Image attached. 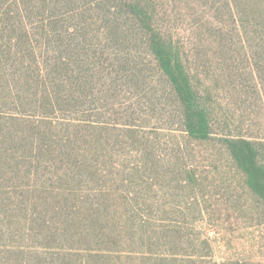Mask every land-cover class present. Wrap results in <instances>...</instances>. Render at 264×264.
Instances as JSON below:
<instances>
[{"label":"trees","instance_id":"16d2710c","mask_svg":"<svg viewBox=\"0 0 264 264\" xmlns=\"http://www.w3.org/2000/svg\"><path fill=\"white\" fill-rule=\"evenodd\" d=\"M224 4L231 11L243 55L255 59L259 68L264 64V0H223ZM155 18L151 0H0V239L12 241L9 247L21 256L20 264H58L49 263L52 255H59L60 264H114V256L107 253L110 250L96 249L121 237L114 220L105 215L102 220L83 221L72 216V208L66 205L55 206L48 213L53 215L45 217L40 193L57 181L75 180L82 165L87 170L81 173L97 174L98 152L107 149L108 134L115 131L110 126L118 125L104 118L113 107L110 91L115 88L117 92L121 80L134 98L139 95L155 101L156 93L144 90L138 82L143 78L142 64H155L166 78V95L182 130L192 138H209L211 114L216 111L201 92H212L216 75L200 91L194 84L200 73L187 68L181 47L155 26ZM139 46L147 50L148 59L142 58ZM263 85V80L255 83L259 94ZM30 112L37 113L32 117ZM58 116L75 131L54 126ZM35 119L47 122L36 124ZM120 126L136 133L129 123ZM81 140L87 144L80 146ZM222 140L247 187L264 207L259 143L240 136ZM55 155L59 158H43ZM146 168L143 162L124 180L132 189L135 206L125 201L123 227L133 243L156 246L154 234L160 226L140 217L138 211L141 190L145 182L151 185L149 176L142 179ZM56 212L65 219L59 227ZM165 228L176 238L174 242L168 236L173 249L193 247L184 226L163 223ZM38 230L42 231L40 239L32 234ZM76 244L91 247L80 255L73 250ZM140 254L142 264L206 263V256L181 260L178 257L185 255L152 249Z\"/></svg>","mask_w":264,"mask_h":264},{"label":"rangeland","instance_id":"374dc122","mask_svg":"<svg viewBox=\"0 0 264 264\" xmlns=\"http://www.w3.org/2000/svg\"><path fill=\"white\" fill-rule=\"evenodd\" d=\"M151 10L156 15L155 26L181 47L187 68L200 73L201 79L195 77V86L203 91L204 82L216 75L212 92H201L204 101L216 111L211 114L209 138H192L182 130L166 95L169 87L166 78L155 64L144 63L143 78L138 82L144 90L156 93L155 101L139 95L134 98L132 89L121 80L119 94L115 88L110 91L113 107L104 118L118 125L110 126L115 131L108 134L107 149L98 152L97 174L81 173L87 170L82 165L75 180L51 184L40 193L41 209L45 207V217H50L53 215L48 214L50 209L66 205L72 208V216L77 215L83 221H91V217L102 220L108 215L121 237L116 243H102L96 249L110 250L107 253L114 256V264H142L141 251L151 249L185 255L178 257L181 260L206 256L205 264H264V207L247 187L245 176L235 166L222 140L240 136L256 141L264 161V85L260 94L255 87L256 82H264V64L256 69L255 59L243 55L231 11L223 0H151ZM139 50L142 58H146L147 50L143 46ZM253 70L255 73L251 74ZM36 113L30 112L32 117ZM61 117L53 125L75 131L66 127ZM123 123L133 125L136 133L124 131L126 128L120 126ZM84 143L87 144L81 140L79 145ZM143 162L147 168L142 179L145 181L149 176L151 185L145 182L142 198L137 201L141 206L138 211L140 217L160 226L159 233L154 234L156 246L133 243L123 227L127 218L125 201L135 206L132 189L124 180ZM57 212L54 219L59 227L65 219ZM19 216H23L22 211ZM163 223L184 226L193 247L173 249L168 239L175 242L176 238L166 228L162 230ZM41 233L32 232L39 239ZM201 239H205L202 245ZM11 244L9 238L0 239V264H20L21 256L10 249ZM89 246L76 244L73 250L83 255L82 251ZM52 256L47 258L49 263H61L59 255Z\"/></svg>","mask_w":264,"mask_h":264}]
</instances>
